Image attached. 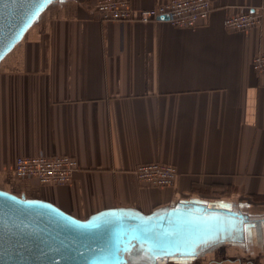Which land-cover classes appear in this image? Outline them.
<instances>
[{
	"label": "crops",
	"instance_id": "0c3cea01",
	"mask_svg": "<svg viewBox=\"0 0 264 264\" xmlns=\"http://www.w3.org/2000/svg\"><path fill=\"white\" fill-rule=\"evenodd\" d=\"M95 1L52 3L0 63V190L78 220L221 204L252 227L196 264H264V74L251 67L264 52V0H210L207 22L186 29L100 21ZM166 1L130 0L135 11ZM241 10L260 25L225 29ZM38 154L75 159L70 182L16 179L15 160ZM149 163L175 167L173 187L143 188L133 171Z\"/></svg>",
	"mask_w": 264,
	"mask_h": 264
},
{
	"label": "water",
	"instance_id": "95a60500",
	"mask_svg": "<svg viewBox=\"0 0 264 264\" xmlns=\"http://www.w3.org/2000/svg\"><path fill=\"white\" fill-rule=\"evenodd\" d=\"M56 1L62 0H0V63ZM220 205L183 201L148 214L114 208L78 220L0 190V264L193 262L214 247L242 242L252 227L242 211Z\"/></svg>",
	"mask_w": 264,
	"mask_h": 264
},
{
	"label": "built area",
	"instance_id": "2783aa9c",
	"mask_svg": "<svg viewBox=\"0 0 264 264\" xmlns=\"http://www.w3.org/2000/svg\"><path fill=\"white\" fill-rule=\"evenodd\" d=\"M211 10L210 0H167L141 11H135L130 0H96L90 8L92 15L100 21L143 24L166 22L172 27L185 29L205 24ZM259 25V15L247 10H241L224 20V27L229 31ZM251 67L256 73L264 74V52L252 59ZM77 168V161L71 157L38 154L17 158L13 173L18 180L33 181L40 186H63L70 182ZM133 174L143 188H170L176 181L177 170L171 165L149 163L138 165Z\"/></svg>",
	"mask_w": 264,
	"mask_h": 264
},
{
	"label": "flooded vegetation",
	"instance_id": "af4514ba",
	"mask_svg": "<svg viewBox=\"0 0 264 264\" xmlns=\"http://www.w3.org/2000/svg\"><path fill=\"white\" fill-rule=\"evenodd\" d=\"M197 260L198 259H196V260H194L193 262H189V263H178V262H175V261H171V260H169V261H165V262H163V263H147V264H195L196 262H197ZM135 263V262H134Z\"/></svg>",
	"mask_w": 264,
	"mask_h": 264
},
{
	"label": "trees",
	"instance_id": "16d2710c",
	"mask_svg": "<svg viewBox=\"0 0 264 264\" xmlns=\"http://www.w3.org/2000/svg\"><path fill=\"white\" fill-rule=\"evenodd\" d=\"M132 257H135V256H132ZM141 258H144V257H141ZM135 264H147V263H146V260L144 259H138V262H136Z\"/></svg>",
	"mask_w": 264,
	"mask_h": 264
},
{
	"label": "rangeland",
	"instance_id": "374dc122",
	"mask_svg": "<svg viewBox=\"0 0 264 264\" xmlns=\"http://www.w3.org/2000/svg\"><path fill=\"white\" fill-rule=\"evenodd\" d=\"M218 195H221V194L219 193ZM223 197H224V196H223ZM238 207H239V206H238ZM240 207H242V206H240ZM240 207H239V208H240ZM240 209H241V208H240ZM241 210H242V209H241ZM195 264H196V263H195Z\"/></svg>",
	"mask_w": 264,
	"mask_h": 264
}]
</instances>
